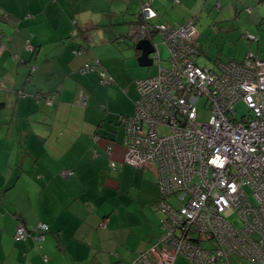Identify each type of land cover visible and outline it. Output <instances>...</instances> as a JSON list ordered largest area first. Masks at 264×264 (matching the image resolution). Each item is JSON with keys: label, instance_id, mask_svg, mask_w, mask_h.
Wrapping results in <instances>:
<instances>
[{"label": "crops", "instance_id": "1", "mask_svg": "<svg viewBox=\"0 0 264 264\" xmlns=\"http://www.w3.org/2000/svg\"><path fill=\"white\" fill-rule=\"evenodd\" d=\"M143 1L0 0V264H127L162 232L154 168L124 157L122 119L134 113L136 79L152 75L127 38ZM208 5L237 28L244 10L260 34L248 44L264 41V0H151V22H185ZM93 57L110 83L80 70ZM39 221L46 231L13 239L18 223Z\"/></svg>", "mask_w": 264, "mask_h": 264}, {"label": "built area", "instance_id": "2", "mask_svg": "<svg viewBox=\"0 0 264 264\" xmlns=\"http://www.w3.org/2000/svg\"><path fill=\"white\" fill-rule=\"evenodd\" d=\"M141 15V28L149 30L145 20L156 15L151 0L143 1ZM195 21L152 25L169 48L168 65L159 63L153 42L158 69L136 79L134 113L122 119L125 160L154 168L156 204L165 215L156 242L128 264H173L178 254L190 264H233L234 258L264 264V58L247 51L242 60L219 61V72L201 68L195 62ZM143 30L134 28L131 35L148 36ZM244 36L256 39L249 32ZM81 70L97 71L104 84L113 79L98 58ZM199 101L209 111L202 121ZM238 104L246 111L238 114ZM60 173L67 177L72 171ZM230 213L239 226L228 220ZM47 228L42 221L30 227L18 223L13 239Z\"/></svg>", "mask_w": 264, "mask_h": 264}, {"label": "rangeland", "instance_id": "3", "mask_svg": "<svg viewBox=\"0 0 264 264\" xmlns=\"http://www.w3.org/2000/svg\"><path fill=\"white\" fill-rule=\"evenodd\" d=\"M214 4V2H213ZM170 8V13L172 14L173 10L177 11L181 10L183 11L182 8H177L176 6L169 7ZM215 8L213 5H208L207 8H204L205 11L202 13V15L199 17L197 16L198 13H192L189 15L188 18H194L196 21L194 22V25L197 29L198 32H201V35L197 41V51H196V64L200 66L201 68H210L213 69L217 72L220 71L219 66L217 65L219 61L225 62L228 61L230 58H234L236 60H242L245 57V53L249 50L252 51L254 55L255 52H258L259 54L262 55L264 53V41L263 39L260 41V46L258 47V43L255 40H252L250 44H248V41L243 38V36L240 34V32H244L246 28L250 31L254 37L257 38V35L260 36L259 31L255 27V22L256 21H251L248 18L247 13L241 9V18L239 20L240 22V27L237 28V20L231 19V15L229 13H223L225 19L222 18H215L216 20H222V21H217L215 22L214 20V14H215ZM210 12H206L209 11ZM225 12V8L223 9ZM185 12L177 13V18H180L181 15H184ZM232 14V13H231ZM247 15V16H246ZM258 17V16H257ZM141 18L143 20V17L141 15ZM141 20V21H142ZM184 21V20H183ZM183 21H175L171 23H178L181 24ZM213 22V23H212ZM155 24V23H154ZM225 26V27H224ZM233 27V28H232ZM228 28L229 30H227ZM239 33V37L237 39H234L232 36L234 35L233 33ZM264 35V31L262 32ZM153 42L158 43L157 49L160 52L161 56V61L159 62L162 66H167L168 65V60L167 57L169 55V48L166 44L162 43L161 41V36L159 33L155 32L153 35ZM262 52V53H261ZM154 55V52H150L148 54L149 58H152V64L149 65V72L153 75L156 73L158 69V61L156 58L152 57ZM258 56V55H257ZM259 57V56H258ZM261 58V57H260ZM136 60V58H135ZM137 62V60H136ZM147 66H139L138 69L143 70L144 72L146 70ZM237 108V113H243L246 111V109L243 107L242 104L236 105ZM209 116V111L206 110L203 107L202 101L198 102V111H197V119L202 121L207 119ZM160 132H165L166 129L164 128H159ZM148 174L154 176L155 180L156 179V174H154L153 169L149 168L147 169ZM160 194V192H159ZM171 200L174 206H177L179 204V201L174 197V196H169L168 198ZM156 205V210L160 214V218L158 219L157 225L162 226V220L164 218V213L162 210ZM228 220H230L235 226H239V219L236 215V213H230L227 216ZM163 231V229H161ZM162 234L160 232L157 236V238ZM156 238V240H157ZM155 240V241H156ZM154 241V242H155ZM184 256L181 258L176 259V264H179L180 262H184ZM181 260V261H180ZM187 260V259H186ZM238 261L240 262H245L248 263V260L246 259H239L236 260L234 259L233 263H237ZM255 263V262H254Z\"/></svg>", "mask_w": 264, "mask_h": 264}, {"label": "water", "instance_id": "4", "mask_svg": "<svg viewBox=\"0 0 264 264\" xmlns=\"http://www.w3.org/2000/svg\"><path fill=\"white\" fill-rule=\"evenodd\" d=\"M153 35L143 36L138 39L131 35V32L127 35L130 45L137 51L136 60L140 66H149L152 64V58L148 57V54L153 51Z\"/></svg>", "mask_w": 264, "mask_h": 264}, {"label": "trees", "instance_id": "5", "mask_svg": "<svg viewBox=\"0 0 264 264\" xmlns=\"http://www.w3.org/2000/svg\"><path fill=\"white\" fill-rule=\"evenodd\" d=\"M141 20H142V18H141V12H140V21H141ZM143 22H144V21L142 20L141 23H140V25H141ZM145 23H148V25H149V23H153V22H151V19H150V20L147 19V20H145ZM242 35H243V37H244L246 40H248V41L251 40V39H248V38H246V37L244 36L245 33H243ZM245 54H246V53H245ZM93 58H98V57H93ZM93 58H92V59H93ZM98 59H99V58H98ZM230 59H234V58H230ZM90 60H91V59H90ZM99 60H100V59H99ZM235 60H236V59H235ZM86 62H87V61H86ZM84 63H85V62H84ZM84 63H83V64H84ZM100 64H101V61H100ZM101 65H102V64H101ZM82 66H83V65H82ZM102 68L105 69L103 66H102ZM81 69H82V68H81ZM81 69H80V70H81ZM105 70H106V69H105ZM45 98H46V97H45ZM159 197H160V194H159ZM159 197H158V198H159ZM157 200H158V199H157ZM47 229H48V228H47ZM45 231H46V230H45ZM137 256H138V255H137ZM137 256H136V257H137ZM136 257H135V258H136ZM234 259L239 260V259H246V258H234ZM234 259H233V261H234ZM132 260H133V259H132ZM132 260H130V261H132ZM246 260L255 261V260H251V259H246ZM130 261H128V263H129ZM255 262H257V261H255ZM128 263H127V264H128ZM257 263H258V262H257ZM233 264H234V263H233Z\"/></svg>", "mask_w": 264, "mask_h": 264}, {"label": "flooded vegetation", "instance_id": "6", "mask_svg": "<svg viewBox=\"0 0 264 264\" xmlns=\"http://www.w3.org/2000/svg\"><path fill=\"white\" fill-rule=\"evenodd\" d=\"M154 23H149V30L148 29H142L141 27H142V24L140 25H137L136 26V29H137V31H142L143 30V33L142 34H147V35H151V34H153V31H154V29L152 28V25H153ZM148 31H149V33H148Z\"/></svg>", "mask_w": 264, "mask_h": 264}, {"label": "clouds", "instance_id": "7", "mask_svg": "<svg viewBox=\"0 0 264 264\" xmlns=\"http://www.w3.org/2000/svg\"><path fill=\"white\" fill-rule=\"evenodd\" d=\"M155 32H153V34H154Z\"/></svg>", "mask_w": 264, "mask_h": 264}, {"label": "bare ground", "instance_id": "8", "mask_svg": "<svg viewBox=\"0 0 264 264\" xmlns=\"http://www.w3.org/2000/svg\"><path fill=\"white\" fill-rule=\"evenodd\" d=\"M153 57V56H152Z\"/></svg>", "mask_w": 264, "mask_h": 264}]
</instances>
